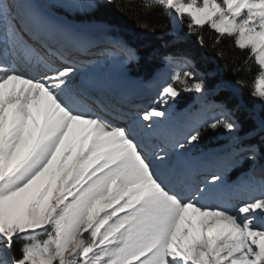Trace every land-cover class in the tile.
<instances>
[{
	"label": "snow or ice",
	"instance_id": "obj_1",
	"mask_svg": "<svg viewBox=\"0 0 264 264\" xmlns=\"http://www.w3.org/2000/svg\"><path fill=\"white\" fill-rule=\"evenodd\" d=\"M0 264H264V0H0Z\"/></svg>",
	"mask_w": 264,
	"mask_h": 264
},
{
	"label": "trees",
	"instance_id": "obj_2",
	"mask_svg": "<svg viewBox=\"0 0 264 264\" xmlns=\"http://www.w3.org/2000/svg\"><path fill=\"white\" fill-rule=\"evenodd\" d=\"M125 27H126V31H133V21H131V20L126 21ZM204 36H205V39L208 42V44L211 46L214 42L215 34L206 30L204 33ZM143 39H144L145 43L150 42V38L147 37L146 35L143 36ZM230 43L231 42L226 40V41H224V43L222 45H220V48H222L225 52V59H223V60L218 59L215 55V52L210 50L208 52V61H207L206 65L202 64L201 66L202 67L206 66V67H210L213 69L214 67L212 65V62H210V60L211 61L216 60V68L219 69L220 76L227 77L229 80L234 78L231 75V71H230L231 67L234 65L240 67L242 70L239 73V75L241 77H243L244 80L248 83V87L243 88V93H244L245 97H248L251 82L257 73V67L255 66L254 63H252L250 65L251 70L249 71L248 68L242 64V60L244 59V53H241L238 50H236L234 47H231ZM140 47L142 50V54H145L148 51V49L145 48L143 44L140 45ZM225 65L228 66V70L225 69ZM140 70H142L144 72H151L152 71V65L147 63V62H144L141 64ZM216 136L217 135L212 136L210 138L206 137L205 143H207L209 139L214 141Z\"/></svg>",
	"mask_w": 264,
	"mask_h": 264
},
{
	"label": "rangeland",
	"instance_id": "obj_3",
	"mask_svg": "<svg viewBox=\"0 0 264 264\" xmlns=\"http://www.w3.org/2000/svg\"><path fill=\"white\" fill-rule=\"evenodd\" d=\"M210 62H212V65H213V69L216 71V72H218L219 73V69L218 68H216V60H210ZM242 91H243V89H242ZM226 137H225V135L223 134V133H220V134H217V136H216V138L214 139V141L215 140H220V141H223L224 139H225Z\"/></svg>",
	"mask_w": 264,
	"mask_h": 264
}]
</instances>
